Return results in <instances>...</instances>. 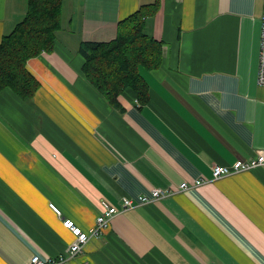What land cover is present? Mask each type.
I'll list each match as a JSON object with an SVG mask.
<instances>
[{
	"label": "crops",
	"instance_id": "1",
	"mask_svg": "<svg viewBox=\"0 0 264 264\" xmlns=\"http://www.w3.org/2000/svg\"><path fill=\"white\" fill-rule=\"evenodd\" d=\"M154 2L145 29L162 61L140 69L145 95L113 102L84 73L79 44L112 39ZM26 11V0H0V41ZM263 11L264 0H64L54 49L27 62L36 93L0 90V264L58 258L76 237L65 220L88 232L104 201L153 188L165 194L56 264H264V165L212 169L264 149Z\"/></svg>",
	"mask_w": 264,
	"mask_h": 264
},
{
	"label": "trees",
	"instance_id": "2",
	"mask_svg": "<svg viewBox=\"0 0 264 264\" xmlns=\"http://www.w3.org/2000/svg\"><path fill=\"white\" fill-rule=\"evenodd\" d=\"M27 11L0 41V90L11 88L22 98H31L40 86L28 69L30 58L52 51L63 25L64 0H26ZM158 2L144 3L118 22L116 36L109 40H82L83 71L91 83L113 102L127 89L145 95L148 84L140 69H153L162 61V41L147 33V18Z\"/></svg>",
	"mask_w": 264,
	"mask_h": 264
},
{
	"label": "built area",
	"instance_id": "3",
	"mask_svg": "<svg viewBox=\"0 0 264 264\" xmlns=\"http://www.w3.org/2000/svg\"><path fill=\"white\" fill-rule=\"evenodd\" d=\"M263 23H262V38H261V49L259 56V72H258V82L261 86H264V11H263ZM259 165H264V149L259 150L256 156L249 160H237L233 164H215L213 165V176L215 178L222 177L224 175H229L231 173L249 170ZM206 181V178H199L189 183L188 181H183L180 184L179 189L184 190L192 186L199 185ZM165 191L160 188L151 189L150 193L140 194L138 197H122L121 205H113L106 201L103 202L104 209L100 212L96 219V224L86 232L81 227L76 226L73 220H65V225L69 227L73 233L76 235L74 241L70 244L67 249L66 254L59 255L58 258H46L41 257L39 254H35L31 257L28 264H56L61 263L71 257L75 256L77 253L83 251L86 244L92 237H97L105 232L109 227L112 218L128 208L135 205L147 203L152 200L159 198Z\"/></svg>",
	"mask_w": 264,
	"mask_h": 264
}]
</instances>
